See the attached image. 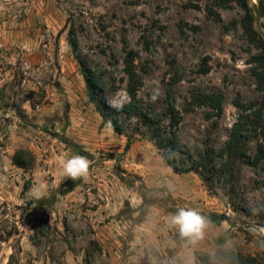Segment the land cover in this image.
<instances>
[{"label": "rangeland", "instance_id": "obj_1", "mask_svg": "<svg viewBox=\"0 0 264 264\" xmlns=\"http://www.w3.org/2000/svg\"><path fill=\"white\" fill-rule=\"evenodd\" d=\"M248 13L264 41V0H0V264H199L222 237L224 248L264 258V165L244 159L233 177L220 171L240 118L264 127L252 61L261 51L244 32ZM128 52L143 70L139 102L154 129L171 139L172 90L183 118L180 161L204 159L209 180L176 174L142 121L122 116L117 134L91 102L82 65L100 75L112 109L129 103ZM172 61L183 74L174 86ZM197 89L222 94L223 113L185 112ZM263 138L249 133L243 151L254 157ZM19 152L31 169L15 165ZM76 155L91 161L89 178H61L59 158ZM39 184L46 192L38 198ZM180 208L229 222L209 221L192 245L166 222Z\"/></svg>", "mask_w": 264, "mask_h": 264}, {"label": "trees", "instance_id": "obj_2", "mask_svg": "<svg viewBox=\"0 0 264 264\" xmlns=\"http://www.w3.org/2000/svg\"><path fill=\"white\" fill-rule=\"evenodd\" d=\"M230 1L231 0H227V2ZM243 28L250 42L256 45V47L261 51L260 54L253 57L252 61L255 65V68L253 69L254 76L259 87L264 88V41L258 38L254 29L253 16L250 13H248L244 21ZM69 43L74 57L80 63H82L79 54V41L74 31H71L69 34ZM171 66L173 67L171 85L174 86L183 81V74L176 61H172ZM124 67V72L127 76L126 92L130 101L122 111H118L112 109L102 97L103 86L100 75L85 68V66L82 65V73L86 80L90 100L102 116L105 124L117 134L124 135L125 123L122 119V116H125L127 120L137 119L142 121L143 125L152 131V137L157 141L159 149L164 151V161L173 169L176 174L187 175L195 172L205 181L209 180L206 174L207 166L204 165V159L200 158V161H194V164L191 167L183 164L180 161L181 145L178 132L183 118L182 113L178 109L173 91L169 90L166 97L167 108L165 115L170 120L171 131V139L168 141L163 137L159 130L154 129L156 126L155 119L152 116L146 114L140 105L139 93L144 87L142 79L143 70L137 65V56L135 52L126 53ZM204 73H209V70H204ZM224 101L225 99L222 94L204 93L198 89L192 90L190 98L186 102L184 111L193 112L196 108L205 107L216 112L218 115H221L224 111ZM253 116L256 117V119H261V111H254L252 117ZM249 133H256L258 136H263L264 127L261 123H255L250 118L241 117L240 122L233 127L230 139L225 144V147L221 152L220 157L222 159V164L220 171L222 172V175L233 177L234 169L237 163L244 159H248V163L254 167H258L262 164L264 165V144H259L257 153L254 157L248 156L245 151H243V143ZM131 145L132 140L130 139L128 148H130ZM190 159L191 161L194 160L193 158ZM14 163L20 169L26 171L31 169V164L28 163L27 159L25 158V152H19L16 154L14 157ZM205 217L212 222H229V218L225 215L219 216L218 214H212L209 217ZM261 226L264 228V224H261ZM225 242L226 239L224 237L217 241V251L214 256H208L205 253L198 254L199 264H264V258L245 255L242 252L224 248L223 245Z\"/></svg>", "mask_w": 264, "mask_h": 264}, {"label": "clouds", "instance_id": "obj_3", "mask_svg": "<svg viewBox=\"0 0 264 264\" xmlns=\"http://www.w3.org/2000/svg\"><path fill=\"white\" fill-rule=\"evenodd\" d=\"M91 161L85 156H72L71 158H59L58 175L63 179L87 180L90 174ZM33 191L38 198L46 192V186L37 185ZM167 225L178 231L181 239L189 244L195 245L205 238L206 230L209 227V220L194 209L180 208L174 214L166 218ZM185 264H192L191 260Z\"/></svg>", "mask_w": 264, "mask_h": 264}]
</instances>
